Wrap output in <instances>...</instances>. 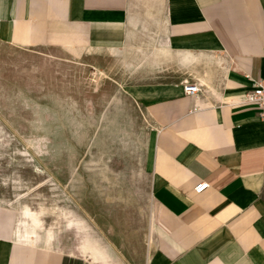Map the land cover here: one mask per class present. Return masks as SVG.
I'll return each instance as SVG.
<instances>
[{
    "label": "crops",
    "instance_id": "0c3cea01",
    "mask_svg": "<svg viewBox=\"0 0 264 264\" xmlns=\"http://www.w3.org/2000/svg\"><path fill=\"white\" fill-rule=\"evenodd\" d=\"M0 43L112 58L132 76L156 126L141 264H264V122L236 105L264 77V0H0ZM19 219L0 205V264H126L36 242Z\"/></svg>",
    "mask_w": 264,
    "mask_h": 264
},
{
    "label": "rangeland",
    "instance_id": "374dc122",
    "mask_svg": "<svg viewBox=\"0 0 264 264\" xmlns=\"http://www.w3.org/2000/svg\"><path fill=\"white\" fill-rule=\"evenodd\" d=\"M132 85L112 58L0 43V205L34 241L126 264L153 251L156 126Z\"/></svg>",
    "mask_w": 264,
    "mask_h": 264
},
{
    "label": "built area",
    "instance_id": "2783aa9c",
    "mask_svg": "<svg viewBox=\"0 0 264 264\" xmlns=\"http://www.w3.org/2000/svg\"><path fill=\"white\" fill-rule=\"evenodd\" d=\"M251 82V89L242 95L236 105L254 108L258 118L264 122V77H257ZM183 91L188 96H194L200 92V89L197 84H185ZM207 188L208 184L202 182L194 187V192L200 194Z\"/></svg>",
    "mask_w": 264,
    "mask_h": 264
}]
</instances>
